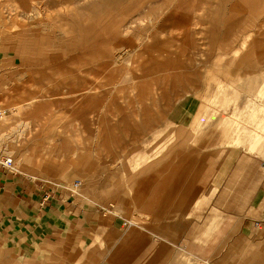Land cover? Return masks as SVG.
I'll use <instances>...</instances> for the list:
<instances>
[{"label":"rangeland","instance_id":"obj_1","mask_svg":"<svg viewBox=\"0 0 264 264\" xmlns=\"http://www.w3.org/2000/svg\"><path fill=\"white\" fill-rule=\"evenodd\" d=\"M263 10L264 0H0V108L11 123L0 160L67 196L75 181L73 196L90 179L129 187L151 135L146 111L163 121L209 58H263Z\"/></svg>","mask_w":264,"mask_h":264},{"label":"crops","instance_id":"obj_2","mask_svg":"<svg viewBox=\"0 0 264 264\" xmlns=\"http://www.w3.org/2000/svg\"><path fill=\"white\" fill-rule=\"evenodd\" d=\"M206 64L163 121L142 117L129 187L67 196L0 169V264H264V57Z\"/></svg>","mask_w":264,"mask_h":264},{"label":"built area","instance_id":"obj_3","mask_svg":"<svg viewBox=\"0 0 264 264\" xmlns=\"http://www.w3.org/2000/svg\"><path fill=\"white\" fill-rule=\"evenodd\" d=\"M7 115V110L1 109L0 108V127L3 124V121ZM13 166H14V161L12 158L9 157H3L0 160V169L7 170L9 172L13 173ZM15 173V172H14ZM82 187V183L80 181H75L73 183V186L69 188V190L72 192V195L76 193L80 188Z\"/></svg>","mask_w":264,"mask_h":264},{"label":"bare ground","instance_id":"obj_4","mask_svg":"<svg viewBox=\"0 0 264 264\" xmlns=\"http://www.w3.org/2000/svg\"><path fill=\"white\" fill-rule=\"evenodd\" d=\"M264 13V10H263ZM19 111V110H18ZM10 122V118L9 117H5L4 121H3V125L0 127V141H2L3 139H5V137L8 134V131L11 130V123ZM25 166H26V162L24 160H21ZM24 168V167H23Z\"/></svg>","mask_w":264,"mask_h":264}]
</instances>
